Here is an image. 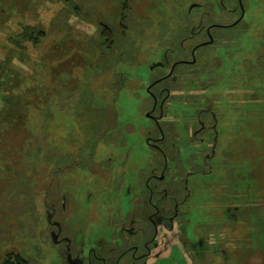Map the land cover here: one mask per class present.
<instances>
[{"label": "rangeland", "instance_id": "obj_1", "mask_svg": "<svg viewBox=\"0 0 264 264\" xmlns=\"http://www.w3.org/2000/svg\"><path fill=\"white\" fill-rule=\"evenodd\" d=\"M203 1L0 0V264L54 262L43 258L35 207L41 178L75 171L80 135L102 118L114 122L110 104L131 108L123 84L134 61L172 34L179 11ZM246 1L249 31L232 42L242 52L240 93L226 91L241 99L240 114L227 118L230 150L195 198L194 227L183 244L174 240L179 264H264V0Z\"/></svg>", "mask_w": 264, "mask_h": 264}, {"label": "flooded vegetation", "instance_id": "obj_2", "mask_svg": "<svg viewBox=\"0 0 264 264\" xmlns=\"http://www.w3.org/2000/svg\"><path fill=\"white\" fill-rule=\"evenodd\" d=\"M249 5L191 3L188 14L196 8L199 17L181 19L156 50L132 64L123 84L127 114L110 104L114 122L102 118L89 138L80 135L75 171L57 177L59 168L41 178L35 207L45 233L43 258L54 260L45 264H179L175 242L183 244L194 227L195 198L230 150L227 118L240 114L241 99L234 102L226 91L240 93L242 52L232 42L249 31ZM95 131L111 133L106 140Z\"/></svg>", "mask_w": 264, "mask_h": 264}, {"label": "trees", "instance_id": "obj_3", "mask_svg": "<svg viewBox=\"0 0 264 264\" xmlns=\"http://www.w3.org/2000/svg\"><path fill=\"white\" fill-rule=\"evenodd\" d=\"M216 1H218V0H216ZM230 0H225V2H229ZM181 13V14H180ZM180 17H179V21H176L175 22V26L177 25V23H178V25H180V26H182V22H181V19H189V18H193V16H192V13H191V15H189L188 14V10H186L185 12H181V11H179L178 13H177ZM187 23H185V25H186ZM175 28V27H174ZM185 28H187V26H185ZM108 29L105 27L104 28V30H103V34L104 35H106V36H108V37H110V33L107 31ZM171 31V30H170ZM173 31V30H172ZM172 31H171V33H172ZM264 67V65L262 66V68ZM263 72H264V68H263ZM188 234V233H187ZM179 257H180V255H179ZM207 257H210L209 255H207ZM27 261L24 259V258H21V257H17L16 258V263L15 264H27L26 263ZM203 264V263H202ZM206 264H213L212 262H206Z\"/></svg>", "mask_w": 264, "mask_h": 264}]
</instances>
